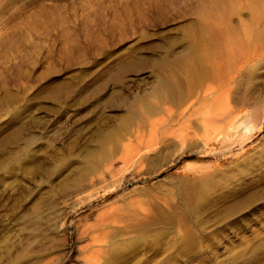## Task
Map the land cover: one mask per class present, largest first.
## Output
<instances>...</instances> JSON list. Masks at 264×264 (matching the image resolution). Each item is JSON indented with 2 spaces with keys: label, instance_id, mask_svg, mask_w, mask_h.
Here are the masks:
<instances>
[{
  "label": "rangeland",
  "instance_id": "obj_1",
  "mask_svg": "<svg viewBox=\"0 0 264 264\" xmlns=\"http://www.w3.org/2000/svg\"><path fill=\"white\" fill-rule=\"evenodd\" d=\"M0 264H264V0H0Z\"/></svg>",
  "mask_w": 264,
  "mask_h": 264
},
{
  "label": "bare ground",
  "instance_id": "obj_2",
  "mask_svg": "<svg viewBox=\"0 0 264 264\" xmlns=\"http://www.w3.org/2000/svg\"><path fill=\"white\" fill-rule=\"evenodd\" d=\"M207 89H209L208 87H207ZM206 89V90H207ZM205 91V90H204ZM192 92V91H191ZM192 97V96H191ZM211 110V109H210ZM193 111V110H192ZM208 111V110H207ZM213 111V110H212ZM214 111H216V110H214ZM218 111V110H217ZM181 113V112H180ZM207 113V112H206ZM213 113V112H212ZM214 113H216V112H214ZM213 113V114H214ZM178 114V113H177ZM208 114V113H207ZM218 114V113H217ZM220 114V115H219ZM219 116L218 115H216V116H205L204 114H200V112H199V115H201V117H198V122L202 125V128H203V131H204V133L206 134L205 136L206 137H208V138H211V137H209L211 134H212V137H214V136H216V134H217V136H220V134H221V132L220 131H217V129H218V126H216V125H214L213 123H220V121H222V119H225V117H223L224 115L222 114L221 115V113L219 112ZM181 115H184V114H181ZM210 115H212V114H210ZM180 116V115H179ZM173 117V116H172ZM197 117V116H196ZM174 118V117H173ZM177 118H178V116H177ZM183 118V117H182ZM186 119H184V120H182V119H180V120H182V121H180L179 120V123H177L178 124V126H177V124H176V126H177V128H169V127H166L165 129H164V132L165 133H163V135L164 134H166V135H168V133L171 135V136H173V137H175L176 139H178L179 138V140H183V138H185L186 136H189V135H192L193 136V134L195 135L196 134V132H195V130L193 131L192 130V125H188L187 123L189 122L190 123V121H188L187 122V120H190L189 118H187V116L185 117ZM191 118V117H190ZM195 119H197V118H195ZM166 120V119H165ZM192 120V119H191ZM170 121V120H169ZM192 122V121H191ZM196 122V121H195ZM224 122V121H223ZM167 123H169V122H167ZM199 123H198V125H199ZM153 125V124H152ZM160 125V124H159ZM168 125V124H167ZM194 125V124H193ZM197 125V124H196ZM154 126V125H153ZM156 126V125H155ZM165 126V125H164ZM195 126V125H194ZM156 128V127H155ZM154 128V129H155ZM195 132V133H194ZM208 132V133H207ZM218 132H220V133H218ZM198 133V132H197ZM199 134V133H198ZM198 134H196V135H198ZM219 134V135H218ZM204 135V134H203ZM216 136V137H217ZM174 138V139H175ZM186 139V138H185ZM183 142V141H182ZM181 143V142H180ZM86 170V169H85ZM111 172V171H110ZM138 207V206H137ZM147 207V206H146ZM118 210V209H117ZM128 212H130V211H128ZM124 213V212H123ZM146 215V214H145ZM148 218V217H147ZM113 220V219H112ZM110 221V220H109ZM111 222V221H110ZM116 222V221H115ZM118 222V221H117ZM93 239V238H92ZM21 253V252H20Z\"/></svg>",
  "mask_w": 264,
  "mask_h": 264
}]
</instances>
